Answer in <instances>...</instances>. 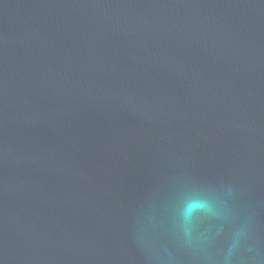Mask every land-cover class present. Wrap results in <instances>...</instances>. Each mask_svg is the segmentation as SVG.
Segmentation results:
<instances>
[{
	"label": "water",
	"instance_id": "95a60500",
	"mask_svg": "<svg viewBox=\"0 0 264 264\" xmlns=\"http://www.w3.org/2000/svg\"><path fill=\"white\" fill-rule=\"evenodd\" d=\"M0 264H264V0H0Z\"/></svg>",
	"mask_w": 264,
	"mask_h": 264
}]
</instances>
